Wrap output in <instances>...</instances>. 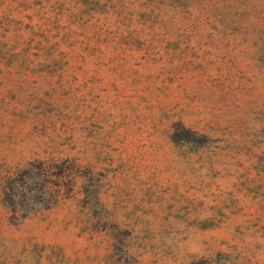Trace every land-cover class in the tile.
Here are the masks:
<instances>
[{
	"label": "rangeland",
	"instance_id": "1",
	"mask_svg": "<svg viewBox=\"0 0 264 264\" xmlns=\"http://www.w3.org/2000/svg\"><path fill=\"white\" fill-rule=\"evenodd\" d=\"M0 264H264V0H0Z\"/></svg>",
	"mask_w": 264,
	"mask_h": 264
},
{
	"label": "trees",
	"instance_id": "2",
	"mask_svg": "<svg viewBox=\"0 0 264 264\" xmlns=\"http://www.w3.org/2000/svg\"><path fill=\"white\" fill-rule=\"evenodd\" d=\"M29 168L10 178L4 185L5 205L16 217L26 216L40 207H48L55 195L62 192L70 171L59 166V172L43 161L29 163ZM57 180L53 179L54 175Z\"/></svg>",
	"mask_w": 264,
	"mask_h": 264
}]
</instances>
